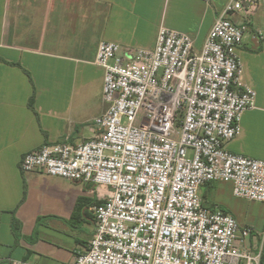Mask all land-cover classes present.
<instances>
[{
    "label": "built area",
    "instance_id": "built-area-1",
    "mask_svg": "<svg viewBox=\"0 0 264 264\" xmlns=\"http://www.w3.org/2000/svg\"><path fill=\"white\" fill-rule=\"evenodd\" d=\"M258 2L228 0L199 50L166 27L152 50L98 44L106 110L92 138L45 144L19 164L22 173L96 186L95 233L74 264H264L263 245L246 246L253 228L200 195L223 182L233 197L264 203V160L227 149L257 96L241 82L245 28L230 17Z\"/></svg>",
    "mask_w": 264,
    "mask_h": 264
},
{
    "label": "crops",
    "instance_id": "crops-1",
    "mask_svg": "<svg viewBox=\"0 0 264 264\" xmlns=\"http://www.w3.org/2000/svg\"><path fill=\"white\" fill-rule=\"evenodd\" d=\"M227 2L0 0V264H74L94 236L96 186L38 170L22 173L19 164L45 144L92 138L94 119L106 110L103 70L95 65L98 44L152 50L166 27L188 34L199 50ZM230 19L245 28L236 51L241 82L257 96L227 149L264 160V0ZM200 195L206 207L253 228L246 246L262 244L264 262V203L233 197L223 182L207 184Z\"/></svg>",
    "mask_w": 264,
    "mask_h": 264
},
{
    "label": "trees",
    "instance_id": "trees-1",
    "mask_svg": "<svg viewBox=\"0 0 264 264\" xmlns=\"http://www.w3.org/2000/svg\"><path fill=\"white\" fill-rule=\"evenodd\" d=\"M32 102H33V97L31 96V99L29 100V106H30V108H32ZM14 228H15V231L18 230V227L16 225V222L14 224Z\"/></svg>",
    "mask_w": 264,
    "mask_h": 264
}]
</instances>
